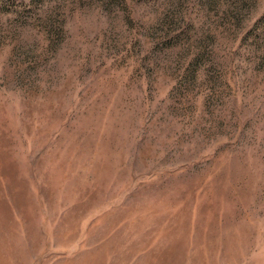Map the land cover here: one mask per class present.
Returning a JSON list of instances; mask_svg holds the SVG:
<instances>
[{
    "label": "rangeland",
    "instance_id": "obj_1",
    "mask_svg": "<svg viewBox=\"0 0 264 264\" xmlns=\"http://www.w3.org/2000/svg\"><path fill=\"white\" fill-rule=\"evenodd\" d=\"M0 264H264V0H0Z\"/></svg>",
    "mask_w": 264,
    "mask_h": 264
}]
</instances>
